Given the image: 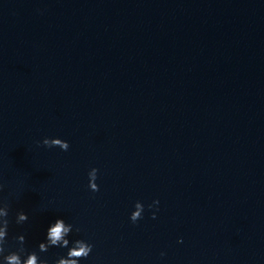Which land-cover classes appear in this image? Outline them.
Returning a JSON list of instances; mask_svg holds the SVG:
<instances>
[{"label": "water", "instance_id": "95a60500", "mask_svg": "<svg viewBox=\"0 0 264 264\" xmlns=\"http://www.w3.org/2000/svg\"><path fill=\"white\" fill-rule=\"evenodd\" d=\"M0 183L29 251L264 264V0H0Z\"/></svg>", "mask_w": 264, "mask_h": 264}, {"label": "clouds", "instance_id": "9594fccd", "mask_svg": "<svg viewBox=\"0 0 264 264\" xmlns=\"http://www.w3.org/2000/svg\"><path fill=\"white\" fill-rule=\"evenodd\" d=\"M44 147L56 148L62 151H67L70 145L61 139H47L42 141ZM39 146V145H38ZM98 169L93 168L88 173L89 190L98 192L99 186L96 183L98 179ZM5 185L0 183V193L4 191ZM159 201H153L149 205V209L158 205ZM135 210L130 215V221L136 224L143 219L144 205L136 202ZM158 211V208H157ZM152 219H156L155 212H153ZM29 217L23 211L16 213L15 224L23 225L28 222ZM12 223L10 219V204L6 198L0 197V264H49V260L42 257L40 254L48 253L52 248H66L67 252L64 256H59L53 261V264H80L81 260H87L92 253L93 245L83 239H76L70 241L68 237L74 231V226L66 223L63 219H57L47 229V234L44 242L39 243L37 249L29 251L26 248L25 235H19L9 241L8 233L9 227ZM79 232V229H75ZM164 253H161L163 256Z\"/></svg>", "mask_w": 264, "mask_h": 264}]
</instances>
